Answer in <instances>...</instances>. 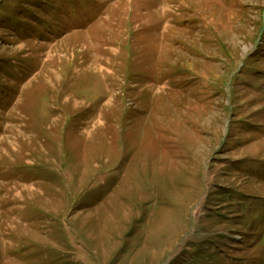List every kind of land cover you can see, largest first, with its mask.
Masks as SVG:
<instances>
[{
  "label": "rangeland",
  "instance_id": "1",
  "mask_svg": "<svg viewBox=\"0 0 264 264\" xmlns=\"http://www.w3.org/2000/svg\"><path fill=\"white\" fill-rule=\"evenodd\" d=\"M0 264H264V0H0Z\"/></svg>",
  "mask_w": 264,
  "mask_h": 264
},
{
  "label": "trees",
  "instance_id": "2",
  "mask_svg": "<svg viewBox=\"0 0 264 264\" xmlns=\"http://www.w3.org/2000/svg\"><path fill=\"white\" fill-rule=\"evenodd\" d=\"M230 197V195H228V198ZM253 217L255 216V215H252Z\"/></svg>",
  "mask_w": 264,
  "mask_h": 264
}]
</instances>
